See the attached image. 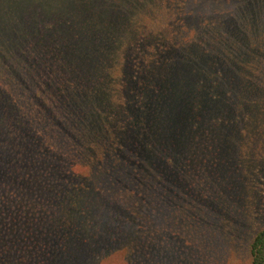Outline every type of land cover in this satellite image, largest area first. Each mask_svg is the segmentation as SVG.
<instances>
[{"label": "trees", "instance_id": "16d2710c", "mask_svg": "<svg viewBox=\"0 0 264 264\" xmlns=\"http://www.w3.org/2000/svg\"><path fill=\"white\" fill-rule=\"evenodd\" d=\"M29 1L7 0L0 7L9 17L7 28H0V264H25L58 237L65 243L100 238L104 221H138L147 209L143 189L161 199L171 174L186 165L184 147L211 149L215 135L241 139L240 132L239 151H264V0H222L250 6H239L246 19L242 25L237 18L236 28L231 13L217 14L210 4L201 11L204 0H160L131 38L123 30L100 34L92 0H35L89 14L74 34L89 40H78L79 49L66 44L70 60L48 78L34 72V63L24 65L13 47L23 26L19 11ZM174 56L185 67L176 74ZM80 59L95 60L93 74L82 70ZM228 86L240 109L226 121L216 113L217 120L203 123L201 116L226 98ZM241 117L246 124L237 131ZM181 126L184 131L177 130ZM148 156L154 160L146 164ZM208 163L216 175L232 168L224 160ZM120 193L124 209L116 205ZM171 209L159 211L154 228L164 232L169 253L171 236L177 240L186 231L179 218L167 216ZM146 242L123 248L129 264L152 263L153 241ZM250 255L253 264H264V225L252 233Z\"/></svg>", "mask_w": 264, "mask_h": 264}, {"label": "rangeland", "instance_id": "374dc122", "mask_svg": "<svg viewBox=\"0 0 264 264\" xmlns=\"http://www.w3.org/2000/svg\"><path fill=\"white\" fill-rule=\"evenodd\" d=\"M191 2L193 0H188V4ZM6 3L7 0H0V7H5ZM159 3L160 0H92V12L89 11L92 16L97 14L100 24L97 31L100 34L105 33L107 29L117 32L123 30L131 38L135 35L133 32H136L139 27L137 24L145 28L152 10L160 5ZM208 4H210L209 8L217 14L223 11L225 15L233 14L234 16H231L233 28L237 24L234 23L237 22V18L241 20L243 18L239 14V6L250 8L249 5L242 3L230 7L227 1L224 3L222 0H204L201 4V11L208 8ZM71 9L73 11H70ZM59 11L62 13H58ZM248 12L249 10L246 14L249 15L250 12ZM19 15H21L20 20L23 26L18 31L20 41H17L13 47L18 45L16 52L21 59L23 58L24 65L32 63L36 65L38 71L34 70V72L39 73V77L53 76L60 69V62L65 63L64 60H70L68 53L71 52V48L69 47L76 46L79 49L80 44H86L88 39L82 42L83 36L80 35L79 44L77 38L74 37V34H80L79 27L89 17L88 13H84L74 5L45 6L42 2L31 0L19 11ZM7 16L8 12H0L1 29H6L9 24ZM77 17L78 22H76ZM245 19L244 17L242 25ZM87 32H84V36ZM98 39L103 41L102 36ZM66 44L69 47L65 46ZM128 44L125 46L128 47ZM49 52L53 53L52 57ZM62 53L64 55L60 56ZM56 57L58 58L54 61ZM80 60L82 67L85 68L82 70L93 74L95 60L91 59L87 64H84L83 59ZM174 62L175 74L178 69L180 71L185 69L181 57L175 58ZM121 64L122 61L118 63V68H121ZM230 87L226 89L227 101H224L226 99L224 97L225 99L221 98L213 104L210 103L211 114L206 110V113L201 116L203 123L217 120L216 113L222 115L226 121L230 118L232 111L235 114L240 109L239 102L235 99L234 92L230 91ZM261 121L264 122V117ZM239 123L241 126L237 131L246 124L242 117ZM226 125L229 126V124ZM182 127L177 130L184 131ZM211 127L209 130L212 132L215 126L212 124ZM220 128L231 131L230 127ZM238 136L241 139L237 137L220 138L215 135L212 138L213 148L211 149L200 148L192 151L184 147L180 157L183 161L188 157L186 165L182 172H178L177 175L171 174L170 187L164 191L163 199L161 197L157 200L156 197H152L151 188L143 189V194L146 196L141 199H146L147 203L142 206H146L147 209L146 214H142V218L138 221L134 223L104 221L101 224L102 236L100 238L95 236V239L91 240L88 235L87 238L90 241L86 240L84 243L79 240L60 242L61 237H58L43 253L36 254L37 258L33 256L27 258L25 264H129L128 256L123 248L126 245L133 247L135 244H144L151 240L153 241L150 247L152 248L151 264H182L183 260V264H253L250 255L252 233L264 225V151L259 152L254 147L248 151L249 153L241 149L239 151L243 139L240 132ZM246 142L247 140L242 146ZM263 143L264 141L259 142L262 147ZM259 144L254 143V146ZM205 158H207L206 163ZM153 160L154 158L148 156L146 164L152 163ZM220 160L232 165L231 171L224 167L219 170L220 174L216 175L214 167H211L213 165L208 161L215 165ZM156 167L152 169V173L156 172ZM154 190L156 191L155 188ZM120 196H123L122 193L117 196L116 205L124 209L125 204L121 203ZM223 199L228 201L227 205L220 201ZM159 201V211L165 212L173 206V209L167 212V216L175 215L179 218L181 226L185 225L186 231L184 232L183 229V238L178 237L181 236L178 233L175 235L177 240H174V235L171 236L169 247L172 252L170 253L166 251V243L162 237L164 232L157 228L154 231L159 223V216L162 214L159 211L153 213L156 210L155 204H159ZM174 201V204L171 203ZM169 203L171 204L167 205ZM223 215L226 217L223 218ZM56 251L57 253H54Z\"/></svg>", "mask_w": 264, "mask_h": 264}]
</instances>
